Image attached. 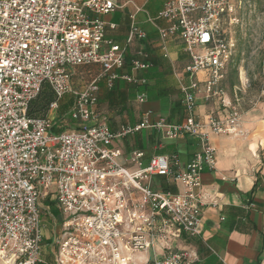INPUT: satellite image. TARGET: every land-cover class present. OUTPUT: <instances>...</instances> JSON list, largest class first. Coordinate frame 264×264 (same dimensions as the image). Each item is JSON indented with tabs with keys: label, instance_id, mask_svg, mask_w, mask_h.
<instances>
[{
	"label": "built area",
	"instance_id": "built-area-1",
	"mask_svg": "<svg viewBox=\"0 0 264 264\" xmlns=\"http://www.w3.org/2000/svg\"><path fill=\"white\" fill-rule=\"evenodd\" d=\"M118 9V0H0V264L43 263L41 205L47 202L60 217L51 236L55 264H133L132 254L154 251L158 240L165 253L152 264L193 261L186 251H173L172 240L181 232L198 234L201 175L216 170L209 136L236 134L243 114L236 94L220 101L223 117L201 120L196 114L198 94L206 100L224 94L233 43L222 27L233 7L228 0H165L156 17L146 15L161 42L177 37L189 55V84L180 88L184 119L169 124L145 117L115 135L95 114L97 83L144 84L117 72L124 67L126 46L147 38L133 15L125 45L104 38L102 18ZM156 20L168 27H158ZM147 57L137 50L133 73L149 67ZM90 65L101 71L82 90H73L71 69ZM44 84L54 89L56 101L43 119L28 118L29 102ZM66 94L73 101L68 117L78 127L58 131L54 116ZM137 100L145 101L143 95ZM141 128L156 130L161 140L190 136L198 150L184 165L174 155L151 156L145 164L144 153L133 152L136 169L130 171L117 163L120 152L110 145ZM156 176L182 191L154 190Z\"/></svg>",
	"mask_w": 264,
	"mask_h": 264
},
{
	"label": "crops",
	"instance_id": "crops-1",
	"mask_svg": "<svg viewBox=\"0 0 264 264\" xmlns=\"http://www.w3.org/2000/svg\"><path fill=\"white\" fill-rule=\"evenodd\" d=\"M165 0H118L120 9L105 15L104 38L119 46L125 45L133 15L146 39L137 40L125 48V64L118 75L128 74L144 80V84H129L117 79L112 87L101 79L95 114L99 122L107 125L110 132L121 134L126 128L139 126L147 117L151 122L163 119L167 123H181L182 111L181 85L189 84L185 68L190 62L188 53L177 37L168 38L164 43L157 35L155 26L146 21V15L156 17L163 8ZM139 8L141 11H136ZM155 24L167 28L168 23L156 20ZM138 49L147 54L149 67L133 73L131 61L136 58ZM101 71L98 65L75 67L71 69L70 84L73 90H82ZM205 74L200 72L196 79L201 82ZM143 95L145 101L139 102ZM196 114L202 119L208 116L223 117L225 109L220 101H231L233 95L224 94L206 100L204 94L197 95ZM58 104L54 118L57 124L65 122L61 113L68 112L73 105L72 97L64 95ZM61 115V116H60ZM60 117V118H58ZM69 129H76L78 123L71 122ZM209 144L215 149L216 170L202 173L201 201L202 213L198 234L188 236L181 232L172 240L173 251L183 250L191 255L190 264H264V102L244 110L238 132L233 135H210ZM110 147L118 150L117 163L130 171L136 169L130 162L133 152L144 153L146 164L151 156H176L182 165L189 162L198 150L196 141L190 137L161 140L156 130L141 128L138 132L127 133L113 139ZM258 186L251 191L256 181ZM151 187L170 193L181 192V186L170 183L164 177H152ZM252 204L254 207L248 208ZM49 207V211L43 209ZM42 207V250L40 264H55L51 236L56 229L58 216L54 215L52 203ZM56 211V210H55ZM58 213V212H57ZM160 240L154 251L147 250L132 254L133 264H152L165 250Z\"/></svg>",
	"mask_w": 264,
	"mask_h": 264
},
{
	"label": "rangeland",
	"instance_id": "rangeland-1",
	"mask_svg": "<svg viewBox=\"0 0 264 264\" xmlns=\"http://www.w3.org/2000/svg\"><path fill=\"white\" fill-rule=\"evenodd\" d=\"M228 3L233 10L224 18L222 30L233 43V53L221 88L227 95L236 94L243 112L264 102V0H228ZM61 115L65 122L57 124L58 131L69 129L66 112Z\"/></svg>",
	"mask_w": 264,
	"mask_h": 264
},
{
	"label": "trees",
	"instance_id": "trees-1",
	"mask_svg": "<svg viewBox=\"0 0 264 264\" xmlns=\"http://www.w3.org/2000/svg\"><path fill=\"white\" fill-rule=\"evenodd\" d=\"M42 87L40 93L29 102L30 104L26 113L28 118L43 119L48 114L50 105L56 101L54 89L48 84H44ZM56 131L57 130L54 129V132ZM258 183L259 180L256 181L251 191H254ZM52 212L54 215L58 216L55 210L52 209Z\"/></svg>",
	"mask_w": 264,
	"mask_h": 264
}]
</instances>
